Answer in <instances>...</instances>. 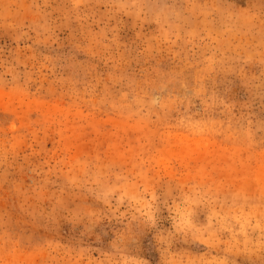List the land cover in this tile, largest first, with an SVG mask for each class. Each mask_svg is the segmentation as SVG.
<instances>
[{
    "label": "rangeland",
    "instance_id": "obj_1",
    "mask_svg": "<svg viewBox=\"0 0 264 264\" xmlns=\"http://www.w3.org/2000/svg\"><path fill=\"white\" fill-rule=\"evenodd\" d=\"M0 264H264V0H0Z\"/></svg>",
    "mask_w": 264,
    "mask_h": 264
}]
</instances>
